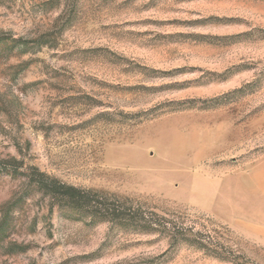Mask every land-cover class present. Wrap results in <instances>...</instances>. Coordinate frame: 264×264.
<instances>
[{
  "label": "rangeland",
  "instance_id": "1",
  "mask_svg": "<svg viewBox=\"0 0 264 264\" xmlns=\"http://www.w3.org/2000/svg\"><path fill=\"white\" fill-rule=\"evenodd\" d=\"M0 264H264V0H0Z\"/></svg>",
  "mask_w": 264,
  "mask_h": 264
},
{
  "label": "trees",
  "instance_id": "2",
  "mask_svg": "<svg viewBox=\"0 0 264 264\" xmlns=\"http://www.w3.org/2000/svg\"><path fill=\"white\" fill-rule=\"evenodd\" d=\"M52 184L54 185L53 182ZM57 185L64 192V198L73 207L87 211L91 215L108 218L110 220L127 218L123 212V210H127V208L123 207L122 203L119 204L118 201L112 202L100 194L91 191L80 190L75 187L63 186L61 184ZM128 211H130V209H128ZM128 216L134 218L133 213ZM144 222L145 224L151 223L156 225L162 232L166 231L168 226H171L174 230L176 229L172 225V221L167 218L153 219L150 217L149 220H145Z\"/></svg>",
  "mask_w": 264,
  "mask_h": 264
}]
</instances>
